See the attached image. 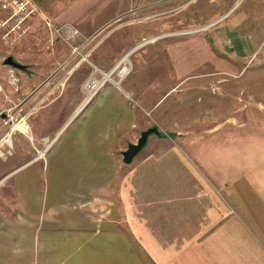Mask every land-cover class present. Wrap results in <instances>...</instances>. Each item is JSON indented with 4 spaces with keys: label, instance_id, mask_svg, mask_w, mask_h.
I'll return each instance as SVG.
<instances>
[{
    "label": "rangeland",
    "instance_id": "obj_1",
    "mask_svg": "<svg viewBox=\"0 0 264 264\" xmlns=\"http://www.w3.org/2000/svg\"><path fill=\"white\" fill-rule=\"evenodd\" d=\"M34 2L53 25L66 23L77 32L68 41L35 20L14 43L0 38V113L15 112L12 121H23L32 134L0 143L4 166L25 150L33 155L44 144L40 132L49 136L62 125L48 146L53 152L86 108L103 101L104 90L123 108L116 116L123 119L109 131L112 143L102 139L118 171L136 170L147 155L213 153L206 146L215 141L227 140L230 151L224 152L239 145L240 154L264 155V0ZM7 54L29 73L3 64ZM103 72L110 79L64 123L72 105L62 96L79 101L90 92L87 79L99 81ZM149 125L159 134H148L122 162L120 151ZM8 128L0 120V133Z\"/></svg>",
    "mask_w": 264,
    "mask_h": 264
},
{
    "label": "crops",
    "instance_id": "obj_2",
    "mask_svg": "<svg viewBox=\"0 0 264 264\" xmlns=\"http://www.w3.org/2000/svg\"><path fill=\"white\" fill-rule=\"evenodd\" d=\"M111 92L53 152L62 125L41 131V159L28 149L4 166L0 156V264H264V155L215 141L213 153L147 155L118 171L102 141L123 119ZM85 96H62L72 105L64 123ZM18 135L32 137L23 121L0 143Z\"/></svg>",
    "mask_w": 264,
    "mask_h": 264
},
{
    "label": "built area",
    "instance_id": "obj_3",
    "mask_svg": "<svg viewBox=\"0 0 264 264\" xmlns=\"http://www.w3.org/2000/svg\"><path fill=\"white\" fill-rule=\"evenodd\" d=\"M35 20L42 21L50 34L59 35L65 40L71 41L76 36V29L66 23L53 25L44 16L34 0H0V38L3 42L14 43L32 26ZM76 49L75 45H71L72 51ZM1 113H3V116H0L1 125H10L12 120H15V112L3 109ZM37 151L38 149H35L33 158L36 157Z\"/></svg>",
    "mask_w": 264,
    "mask_h": 264
},
{
    "label": "water",
    "instance_id": "obj_4",
    "mask_svg": "<svg viewBox=\"0 0 264 264\" xmlns=\"http://www.w3.org/2000/svg\"><path fill=\"white\" fill-rule=\"evenodd\" d=\"M2 63L6 64V65H9L11 67L18 68L20 70H23L26 73H29V70L27 69L26 65L24 63H20L19 61H17L10 54H7V55H5L2 58ZM85 101L82 102L80 107L84 104ZM0 116H3V113H1ZM150 133L159 134L158 127L156 125H149V126L143 128V129H141L139 131L138 136L136 137L135 141L127 142L126 145H125V148L120 151L121 160L123 162H129L131 160L132 156L134 154H136L137 151H139L140 148L143 146L147 135L150 134Z\"/></svg>",
    "mask_w": 264,
    "mask_h": 264
},
{
    "label": "bare ground",
    "instance_id": "obj_5",
    "mask_svg": "<svg viewBox=\"0 0 264 264\" xmlns=\"http://www.w3.org/2000/svg\"><path fill=\"white\" fill-rule=\"evenodd\" d=\"M124 56H125V54H124L122 57H124ZM124 59H125V58H124ZM122 70H124V68H123ZM123 74H124V72L121 74V76H122ZM119 75H120V74H119ZM105 79H110V73H108V72H103L102 79L99 80V81H95V79H94L93 77H89V78L87 79V84H86V85H87V88L90 89V92H87V93H86L85 99L89 98V97L91 96V94L93 93V91L96 90V88H97L100 84H102V82H103ZM85 99H84V101H85ZM12 123H13V122H12ZM47 143H48V142L44 143L43 146H42V148L38 149L37 153L35 154V155H36L35 158H38V157L41 156V154H43V152H44V147H46ZM37 156H38V157H37Z\"/></svg>",
    "mask_w": 264,
    "mask_h": 264
}]
</instances>
